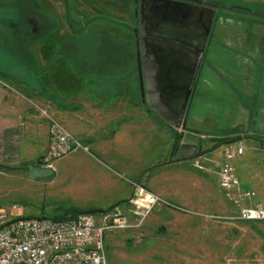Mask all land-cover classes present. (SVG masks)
<instances>
[{
  "label": "crops",
  "instance_id": "crops-1",
  "mask_svg": "<svg viewBox=\"0 0 264 264\" xmlns=\"http://www.w3.org/2000/svg\"><path fill=\"white\" fill-rule=\"evenodd\" d=\"M31 3L37 16L51 26L31 43L30 66L20 64V76L10 81L22 96H29L36 109L47 108L106 168L129 176L128 182L114 179L112 188H100L109 192L104 209L126 200L134 183L141 181L146 189L170 202L171 207L203 209L205 212L199 215H213L219 201L224 204V198L217 193L222 189L207 170L210 162L224 161L226 148L237 145L243 146L244 152L230 161L234 175L242 189L253 192L249 203L264 205V64L257 63L254 50L230 53L211 44L219 38L218 33L224 32L216 31L212 36L204 54L215 62L208 63L205 70L208 103L204 111L191 114L189 123L201 140L203 153L178 160L173 146L179 131L141 100L134 43L127 28L117 25V31L109 32L92 27L90 32L70 33L67 19L85 24L90 15L83 4L75 0ZM86 35L104 40L112 53L96 57L77 47L80 44L75 40H83ZM118 50L122 51L120 56ZM231 55L243 57L235 59ZM24 67L30 71L29 76L22 75ZM195 93L196 89L193 98ZM36 111L21 113L25 121L19 128L18 143L23 152H44L48 145V120ZM224 120L229 122L227 130H210ZM214 139L221 142L210 141ZM215 144L214 149L206 151ZM187 163L190 167L184 166ZM94 209L104 210L102 206H89L79 211Z\"/></svg>",
  "mask_w": 264,
  "mask_h": 264
},
{
  "label": "rangeland",
  "instance_id": "rangeland-1",
  "mask_svg": "<svg viewBox=\"0 0 264 264\" xmlns=\"http://www.w3.org/2000/svg\"><path fill=\"white\" fill-rule=\"evenodd\" d=\"M227 2L230 5L244 6L246 14L239 13L237 8L228 9L230 16L236 15L218 25L216 31L224 33H218L219 38H214L211 44L221 49L226 48L230 53H234L235 50H254L253 57L257 63L264 64V15L254 13L257 11L264 14V0ZM103 3L107 7L106 10L105 5L101 6L107 11L105 14L119 22L106 20L102 16H97L93 20L92 15L101 11H96L98 8H94L86 1L83 6L90 15L85 18L88 19L85 22L88 24L85 32H90L92 27L114 32L118 30V26L121 29L122 20L129 22L125 18L127 13L117 6H111L107 1ZM31 5L30 0H0V88L5 90L0 92V163L16 167L14 169L0 167V209L15 204L17 206L15 213L19 217L47 218L60 217L89 206H102L104 209L109 192L101 191L100 188L104 186L106 189L112 188L114 179L128 182L130 181L126 179L129 178L128 175L106 168L88 148L73 150L49 162L42 160L45 151L29 153L19 148V128L25 121L21 113L30 110L34 112L37 110L38 113L39 110L30 101L29 96H22L15 90L16 86L9 77L16 70L18 75L21 74L18 69L20 64L30 66L29 57L21 59L20 54L16 52L17 62L10 64L5 45H17L21 40L20 33H27L30 12L37 16L34 10H29ZM70 24L72 25L70 33L82 26V23L72 22V19ZM128 24L131 26L130 22ZM12 27L20 33L12 30ZM75 42L80 44L77 47L93 56L95 54L96 57L112 53L108 44L95 36L88 38L86 35L83 40ZM121 53L122 51L118 50L119 56ZM230 57L236 59L243 56ZM134 63L136 64L135 59ZM208 63L215 62L211 61L209 56L203 57L194 84L196 93L194 98L191 94L187 105V126L194 111L206 109L210 94L205 88L207 77L205 70ZM10 65L15 67L12 68ZM230 83L234 84L233 81ZM137 85L139 87L138 79ZM228 125L229 122L224 120L219 127L210 130L225 131L229 128ZM210 141L221 142L219 139ZM153 153L154 151L150 157H153ZM38 160L43 161V165L52 167L55 174L36 180L28 178L26 170L21 167ZM222 163L210 162L211 168L207 172L214 176V183L218 182L217 170ZM184 166L190 167V163ZM200 189L202 190L201 187ZM217 193L224 198L222 199L224 204L220 200L219 207L214 210L213 215H199L205 211L180 205L171 207L170 202H166L165 205H155L140 226L113 229L106 235L105 240L107 264H264V219L245 221L234 218L237 211L232 202L222 190L219 189ZM167 203L170 205H166ZM114 207L120 208L122 216H130L127 199L118 200L104 210Z\"/></svg>",
  "mask_w": 264,
  "mask_h": 264
},
{
  "label": "built area",
  "instance_id": "built-area-1",
  "mask_svg": "<svg viewBox=\"0 0 264 264\" xmlns=\"http://www.w3.org/2000/svg\"><path fill=\"white\" fill-rule=\"evenodd\" d=\"M38 110L48 120V145L43 161L59 159L76 149H87L47 108ZM243 152L241 145L225 149L224 161L217 170L218 184L236 208L234 218L262 220L263 206L249 203L253 192L240 187L230 163ZM159 203L166 202L140 183H134L133 192L127 198L130 216H122L120 208L114 207L64 217H19L15 213L17 206L12 204L0 209V264H107L106 235L113 229L140 226Z\"/></svg>",
  "mask_w": 264,
  "mask_h": 264
},
{
  "label": "flooded vegetation",
  "instance_id": "flooded-vegetation-1",
  "mask_svg": "<svg viewBox=\"0 0 264 264\" xmlns=\"http://www.w3.org/2000/svg\"><path fill=\"white\" fill-rule=\"evenodd\" d=\"M28 1V0H27ZM31 1V0H30ZM80 5L89 2L96 9L101 11L92 15L93 20L97 16L104 19L119 22L107 16V7L103 1H107L111 6H117L124 13H127V21L120 23L126 27L133 38L136 60V49H141V36L144 35L145 54H154L160 62L159 75L161 84L169 85H187L193 64L196 59V53L191 47L203 50L201 61L205 50L210 46L212 36L215 34L218 25L223 20H230L228 9L237 8L239 13L246 14V8L240 5H230L227 0H75ZM93 2V4H92ZM32 4V3H31ZM105 5V6H104ZM105 7L106 10L101 8ZM232 7V8H231ZM68 9V7H67ZM66 9V15H68ZM29 10L33 9L32 5ZM129 10V11H128ZM104 14H103V13ZM264 15L254 11V13ZM116 13H118L116 11ZM238 13V12H237ZM36 17V19H35ZM239 17V16H238ZM91 19V17H90ZM88 20V19H87ZM86 20V21H87ZM124 21V22H123ZM67 25L72 28L70 18L67 19ZM87 23L80 26L75 31L84 32ZM27 33L22 34L12 27V30L20 33L21 40L16 45H11L16 51H26L28 45L34 41L36 36L47 33L51 24L47 23L39 16H34L30 12L27 21ZM174 39L182 43H173L168 40ZM10 44V42H7ZM9 48V45L6 46ZM200 61V64H201ZM137 66V62H136ZM200 68V66H199ZM199 72V69H198ZM197 72V74H198ZM194 92V86L192 94ZM185 95V89L171 90L163 93V99L174 110H178ZM43 164V161H41Z\"/></svg>",
  "mask_w": 264,
  "mask_h": 264
},
{
  "label": "water",
  "instance_id": "water-1",
  "mask_svg": "<svg viewBox=\"0 0 264 264\" xmlns=\"http://www.w3.org/2000/svg\"><path fill=\"white\" fill-rule=\"evenodd\" d=\"M159 38V37H157ZM171 41L173 43H182L174 39L159 38ZM144 35L141 36V49H136L137 72L140 87L141 100L147 103L151 110L155 111L159 117L173 126L178 132L174 139L176 144V157L178 160L191 159L200 154L201 140L198 134L187 126V105L192 94L195 79L203 55L202 49L191 47L196 53V59L191 70V77L187 85H169L161 84L159 69L160 62L154 54H145ZM185 89V95L178 110L172 109L163 99V93L171 90ZM1 168L14 169L16 167L0 163ZM21 168L25 169L28 178L36 180L49 177L55 174V170L41 164V161L27 163ZM80 211H75L78 213ZM39 218H46L41 216Z\"/></svg>",
  "mask_w": 264,
  "mask_h": 264
},
{
  "label": "trees",
  "instance_id": "trees-1",
  "mask_svg": "<svg viewBox=\"0 0 264 264\" xmlns=\"http://www.w3.org/2000/svg\"><path fill=\"white\" fill-rule=\"evenodd\" d=\"M5 46H8V45H5ZM13 46H9V48H11V49H8V48H5V51L7 52V54H6V56H8V57H10V61H9V63L10 64H14L15 62H17V57H16V54L18 53V54H20L19 56L21 57V59H26V58H28L29 57V61H30V43H29V45H28V49L26 50V51H24V50H22V51H16L14 48H12ZM2 50H4V49H2ZM17 52V53H16ZM20 61V60H19ZM16 64V63H15ZM12 68L13 67H15V66H12V65H10ZM25 66V65H24ZM11 71V70H10ZM15 71V70H14ZM29 70L26 68V67H24L23 68V72H22V75H24V76H29ZM20 76V75H18V73H17V70L15 71V72H13L12 74H11V76H9V77H11V78H15V76ZM177 136H178V133H176V135H175V138H177ZM216 147V144L212 147V148H210V149H208V150H206V151H210V150H212V149H214ZM173 152H176V144L173 146ZM200 153H203V152H201L200 151ZM97 211H105V210H96V209H94V210H88V211H84V212H97ZM69 214H74V212H72V213H66V214H64L63 216H60V217H64V216H66V215H69Z\"/></svg>",
  "mask_w": 264,
  "mask_h": 264
}]
</instances>
